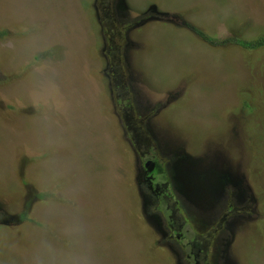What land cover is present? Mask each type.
I'll use <instances>...</instances> for the list:
<instances>
[{"label": "rangeland", "instance_id": "rangeland-1", "mask_svg": "<svg viewBox=\"0 0 264 264\" xmlns=\"http://www.w3.org/2000/svg\"><path fill=\"white\" fill-rule=\"evenodd\" d=\"M236 39L264 0H0V264H264V45Z\"/></svg>", "mask_w": 264, "mask_h": 264}, {"label": "flooded vegetation", "instance_id": "flooded-vegetation-1", "mask_svg": "<svg viewBox=\"0 0 264 264\" xmlns=\"http://www.w3.org/2000/svg\"><path fill=\"white\" fill-rule=\"evenodd\" d=\"M155 158V157H154ZM154 158H150L147 159L146 162L148 160H154ZM154 162V161H153ZM155 163V162H154ZM158 167V162H156V167ZM157 173V174H156ZM158 172H156V169L152 172V174L150 173H146L144 174V182H146V187H148V189L150 191L153 192V194L156 196V199L159 203H163L164 206L160 209V212L163 216V229L164 231H167V234L169 236V238L171 239H175L177 242H179L180 240H184L186 238L184 233H181L182 229H183V223H180V219H174V213H176V211H173L170 209L167 200L169 199L172 200V194L170 192V184L167 183V190H166V183H164V185L158 181ZM142 204H143V199L141 198ZM230 201L233 205L235 200L229 199L226 200L224 206V214H223V218L222 220H226L227 219V215L232 214L233 215V211L235 209V205H227L226 203ZM243 208H246L243 207ZM168 212V215H167ZM198 213V212H197ZM182 218V217H181ZM226 218V219H224ZM183 219V218H182ZM179 222V223H178ZM227 224V223H226ZM222 227L224 225V222L221 223ZM236 225V221L233 220V226ZM226 226V225H225ZM224 226V227H225ZM223 229V228H222ZM235 237V232L234 229L232 231V239ZM196 244L192 243V242H184L182 245V255H179L180 259H184L185 260V264H214L212 262V260L210 259L209 255L204 253V249H198L196 251ZM231 245V244H230ZM230 245H228L226 248H224L223 250H221V253L225 254L226 252L229 251V256L232 259H238L237 255L235 253V251L233 249H230ZM198 246V245H197ZM238 264H243L242 263H238Z\"/></svg>", "mask_w": 264, "mask_h": 264}, {"label": "trees", "instance_id": "trees-1", "mask_svg": "<svg viewBox=\"0 0 264 264\" xmlns=\"http://www.w3.org/2000/svg\"><path fill=\"white\" fill-rule=\"evenodd\" d=\"M195 33H196V31H195ZM206 38L208 39V40H210L209 39V37H207L206 36ZM234 42V44L235 45H237L238 47H241V48H243V49H255V48H257V47H259V46H261V45H264V39H259V40H255V41H247V40H243V39H236L235 41H233ZM154 158V157H153ZM152 161H154V162H158V160L156 159V158H154V160H152ZM156 167V166H155ZM156 169V172H158L159 173V170H160V164H159V162H158V167L157 168H155ZM154 169V170H155ZM150 174H152V173H150ZM157 174V173H156ZM167 214H168V212H167ZM237 241V240H236ZM236 243V242H235Z\"/></svg>", "mask_w": 264, "mask_h": 264}, {"label": "clouds", "instance_id": "clouds-1", "mask_svg": "<svg viewBox=\"0 0 264 264\" xmlns=\"http://www.w3.org/2000/svg\"><path fill=\"white\" fill-rule=\"evenodd\" d=\"M148 161H150V160H148ZM147 161V162H148ZM152 161V160H151ZM146 162V163H147ZM155 166H156V162H155ZM145 171H146V168H145ZM141 204H142V201H141ZM142 209H143V207H142ZM146 220L155 228V230L156 231H160L162 234H163V232H164V229H163V226H161L160 224H158V223H156V222H154L152 219H150V218H148V217H146ZM234 250V249H233Z\"/></svg>", "mask_w": 264, "mask_h": 264}, {"label": "water", "instance_id": "water-1", "mask_svg": "<svg viewBox=\"0 0 264 264\" xmlns=\"http://www.w3.org/2000/svg\"><path fill=\"white\" fill-rule=\"evenodd\" d=\"M145 168H146V173H152L155 169V163L153 161H148L145 165Z\"/></svg>", "mask_w": 264, "mask_h": 264}]
</instances>
